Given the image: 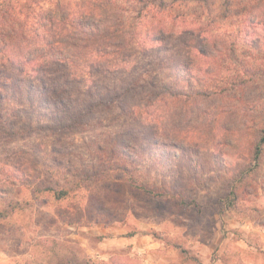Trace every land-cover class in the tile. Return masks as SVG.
<instances>
[{
	"label": "rangeland",
	"instance_id": "374dc122",
	"mask_svg": "<svg viewBox=\"0 0 264 264\" xmlns=\"http://www.w3.org/2000/svg\"><path fill=\"white\" fill-rule=\"evenodd\" d=\"M243 2L246 17L238 16L236 9L224 16L222 1L211 6V33L229 44L236 41L240 65L251 73L245 74L249 82L241 90L200 100L199 105L168 99L149 115L145 110L154 96L142 89L128 96L130 111L124 112L115 99L73 129L57 123L55 129L0 135V172L18 161L30 166V178L17 184L12 174H0V186L13 189L0 196V211H8L0 217V264H258L264 258V155L255 173L237 180L249 159L243 155H249L248 141L264 123V0ZM173 10L177 16L184 14L186 25L181 19L170 20L165 12L141 23L143 35L146 29L179 30L205 21L197 3H178ZM254 17L255 22L250 21ZM193 37L188 33L185 38ZM183 42L176 33L160 50L151 51L152 56L135 52L129 68L177 62L205 65L195 43ZM167 45L172 49L166 50ZM169 69L157 71L175 80ZM114 83L110 75L96 80L101 90ZM153 117L156 135L185 144L199 155L178 161L169 153V171L157 172L135 161L134 175L156 185L165 177L170 192L168 182L179 175L174 183L178 195H150L131 186L115 168L121 160L111 137L134 128L142 140L151 129L141 122L153 123ZM212 154L226 155L227 163ZM95 170L110 174L72 188L75 179ZM48 186L72 190L62 198L50 191L34 193L35 187ZM130 232L136 234L125 236Z\"/></svg>",
	"mask_w": 264,
	"mask_h": 264
},
{
	"label": "trees",
	"instance_id": "16d2710c",
	"mask_svg": "<svg viewBox=\"0 0 264 264\" xmlns=\"http://www.w3.org/2000/svg\"><path fill=\"white\" fill-rule=\"evenodd\" d=\"M219 1L226 4L224 16L229 17L228 12L236 9L238 16L246 17L243 0H0V135L14 136L21 130L36 128L55 129L57 123L73 129L91 117L96 108L115 99L124 112L130 111L133 108L128 104V96L142 89L151 90L150 95L154 96L151 107L145 110L149 115L156 106L167 104L168 99L178 102L186 99L188 103L199 105L200 100L241 90L249 82L245 76L251 73L240 65L237 42L229 44L211 33L215 23L211 6ZM178 3H184L185 7L199 4L204 15L202 11L199 14L205 21L179 30L165 26L146 29L143 35L145 25L141 23L165 12L171 16L170 20L178 22L181 19L186 25L187 20L182 19L184 14L177 16L173 10ZM255 20V17L250 19ZM176 33L185 39L183 45L195 43L194 50L205 65L177 62L175 65H155L153 69H149L152 65H140L131 71L129 66L135 52L152 56L151 51L160 50L161 44L165 45L164 41ZM188 33L194 36L192 40H186ZM170 49L167 45L166 50ZM233 64H239V67ZM165 67H171L169 71L172 70L175 80L160 77L157 70H165ZM189 71L192 74L196 71L198 75L187 74ZM109 75L115 83L101 90L96 80ZM156 120L153 117L151 122ZM153 123L141 122L151 129V135L142 140L134 128L124 129L116 137H111L118 145L121 160L115 168L121 170L131 186L150 195L162 198L178 195L174 183L179 175L168 182L171 192L165 186V177H161L160 185H156L134 175L135 161L157 172L169 171L172 168L170 160V166H167L169 153L178 161L183 157L193 158L192 154L199 155L185 144L174 140L169 142L156 135V123ZM255 131L248 141L249 155L243 154L244 160L249 158L248 162L238 171L240 177L237 176V180L255 173L261 165L264 123ZM169 147L175 149H166ZM212 155L227 163L226 155ZM21 164L18 161L13 167L8 165L0 174H12L15 177L13 184L22 182L25 176L30 178L26 173L30 166ZM107 174L110 173L98 170L85 172L81 178L75 179L72 188L90 184L100 175ZM5 188V185L0 186L2 197L13 190L12 187ZM72 188L35 187L34 193L50 191L62 198ZM6 215L8 211H0V217ZM135 234L130 232L125 236Z\"/></svg>",
	"mask_w": 264,
	"mask_h": 264
},
{
	"label": "crops",
	"instance_id": "0c3cea01",
	"mask_svg": "<svg viewBox=\"0 0 264 264\" xmlns=\"http://www.w3.org/2000/svg\"><path fill=\"white\" fill-rule=\"evenodd\" d=\"M258 264H264V258H261Z\"/></svg>",
	"mask_w": 264,
	"mask_h": 264
}]
</instances>
